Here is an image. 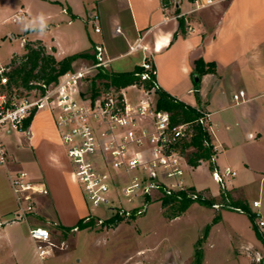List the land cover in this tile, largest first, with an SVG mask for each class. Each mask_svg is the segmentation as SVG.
<instances>
[{
    "label": "crops",
    "instance_id": "obj_1",
    "mask_svg": "<svg viewBox=\"0 0 264 264\" xmlns=\"http://www.w3.org/2000/svg\"><path fill=\"white\" fill-rule=\"evenodd\" d=\"M0 7L10 13L3 23L29 21L18 33L23 52L14 53L6 62L0 60V68L9 66L14 57L25 55L27 43H39L58 61L87 55L73 62V70L91 66L94 48L99 44L105 47L111 72L134 71L151 57L159 89L210 114L211 144L217 152L211 161H203L196 168L189 164L186 175L203 165L212 180L215 170L224 173L228 168L236 173L234 178H224L222 185L213 180L217 190L210 186L197 189L185 176L186 183L207 194L213 203L228 202L235 207L245 204L248 209L253 204L246 200L247 194L255 190L259 199L254 202H260V208L249 211L259 213L264 221V0H221L198 11H193L195 0H0ZM20 11L25 17L15 21ZM94 16L98 21H93ZM96 28L101 32L96 33ZM11 38L16 39L14 34ZM141 40L148 51L130 53ZM132 56V61L121 63ZM199 60L214 64V72L199 73ZM241 92L246 101L237 105L233 96ZM137 98L138 93L129 97L132 102ZM2 140L10 162L0 166V223L14 224L10 222L18 210L9 175L26 171L32 181L44 183L48 189V194L37 199L36 214L27 219L29 228L47 226L59 247L49 258L66 259L69 255L60 254H69L73 242L68 238L57 243L54 236L79 232L69 229L89 213L81 206V193L73 187L72 166L55 115L41 111L24 133H3ZM215 212L219 213L215 223L222 224V211ZM39 220L43 225L35 223ZM258 229L264 234V227ZM230 232L241 242L237 256L250 260L256 253L255 246L239 232ZM15 243L13 233L0 228V261ZM33 257L42 264L47 260L38 258L35 244ZM17 259L16 264H33L20 253ZM193 263L189 260L185 264Z\"/></svg>",
    "mask_w": 264,
    "mask_h": 264
},
{
    "label": "built area",
    "instance_id": "obj_2",
    "mask_svg": "<svg viewBox=\"0 0 264 264\" xmlns=\"http://www.w3.org/2000/svg\"><path fill=\"white\" fill-rule=\"evenodd\" d=\"M220 1L195 0L193 11ZM24 17V12L20 11L14 20L21 21ZM98 19L94 16L93 21ZM95 32L101 30L96 28ZM142 40L130 48V53L148 51ZM94 56L95 61L89 67L72 70L50 84L32 80L29 88L12 82V67L0 68V166H7L10 162L2 140L3 133H24L25 122L32 115L49 111L55 115L60 139L74 164L73 180L83 186L92 210L105 208L111 212L107 218L95 214L88 216L84 223L94 219L95 225L101 226L112 218L122 221L139 219L155 202L210 201L207 194L186 183L188 155L194 148L184 149L192 142L196 125L210 135V114L198 110L201 116L195 122L176 123L171 113L158 109L159 84L151 57L145 59L140 73V81L148 82L149 88L135 84L120 90L110 87L98 90L97 94H88L84 85L93 81L101 70H108L110 62L103 45L95 46ZM129 89L139 94L137 100L132 102L129 99ZM245 98L243 92L233 96L237 105L245 102ZM213 152L215 156V146ZM235 176L236 173L228 168L224 173L212 172L213 180L220 185L224 178ZM9 178L18 201V210L10 223L27 220L36 214L37 199L48 194V189L44 183L32 181L23 170L10 173ZM211 207L244 213L242 208L228 202L213 203ZM259 208L260 202H254L253 209ZM255 219L257 226L263 228L264 221L259 213L255 214ZM4 224L7 223H0V226ZM77 230V227L73 229ZM29 236L41 261L59 248L47 227H31ZM262 260L263 257L259 256L258 264Z\"/></svg>",
    "mask_w": 264,
    "mask_h": 264
},
{
    "label": "rangeland",
    "instance_id": "obj_3",
    "mask_svg": "<svg viewBox=\"0 0 264 264\" xmlns=\"http://www.w3.org/2000/svg\"><path fill=\"white\" fill-rule=\"evenodd\" d=\"M9 16V12L4 13L0 10V60L2 62L8 61L14 53L23 52L21 37L18 33L29 23V21L13 22L12 20L3 23V20ZM11 34L15 35V40L11 38ZM132 60L133 56L121 63ZM103 89L105 87L99 81L96 89L93 88L92 81L84 85V90L88 94ZM128 95L134 97L135 91L130 90ZM70 163L74 171V164L72 161ZM186 180L197 189L210 186L212 190H217V185L210 178L206 165L187 172ZM70 181L72 183V179ZM73 185L82 195L81 206L85 211L88 210V216L93 214L104 218L111 216V212L105 208L92 210L83 186L76 182ZM256 199H259L257 191L252 190L247 194L246 200L251 204ZM246 208L249 207L246 206ZM221 211L222 224L215 223L219 213H216L212 207L199 203H194L189 211L174 219V212L170 205L166 206L165 202L163 204L155 202L145 217L122 221L115 228L107 225H93L77 233L69 231L68 236L65 237L55 235L57 243L69 238L74 247H71L69 254H60V256L69 255L66 259L48 258L44 264H185L189 260L196 264L197 254L201 257V264H258L259 256L263 257L261 264H264V245L259 240L247 212L238 213L227 209ZM29 223V220H23L10 226L7 224L0 226L11 231L16 239L15 245L10 251L5 252L6 256L2 257L0 264H16L19 262L18 253L23 254L33 264H42L33 257L34 244L29 236ZM35 223L43 225L40 220ZM56 225L54 227L58 229ZM230 231L239 232L238 235L255 246L256 253L250 256V260L248 257L237 256L236 249L241 246V242Z\"/></svg>",
    "mask_w": 264,
    "mask_h": 264
},
{
    "label": "trees",
    "instance_id": "obj_4",
    "mask_svg": "<svg viewBox=\"0 0 264 264\" xmlns=\"http://www.w3.org/2000/svg\"><path fill=\"white\" fill-rule=\"evenodd\" d=\"M86 57L87 55H75L72 57L65 58L61 61H58L53 55L48 54L46 49L41 46L39 43H27L26 44V54L20 57H14L10 63L12 71L10 73V78L12 82L20 86L29 88V83L32 80H42L47 84L58 81V79L73 70V62L79 57ZM196 67L199 73H213L214 64H206L203 60L196 62ZM142 72L141 67L135 68L131 72L116 73L108 70H101L99 74L92 81L93 88L96 89L97 82H102L105 89L114 87L118 90L128 88L135 84H143L146 88L150 87L148 82L140 81V73ZM98 90H95L97 94ZM157 107L160 110L167 111L172 114L173 121L176 123H185V122H195L201 116L198 109L187 105L169 93L158 89L157 91ZM34 119L32 115L26 122L25 128H28ZM195 136L190 144L184 146V149L189 147L194 148V151L188 155L189 164L192 167H198L203 161H211L214 155L213 146L211 145V137L209 133L204 131V129L196 125L194 127ZM224 198V195H222ZM213 200L199 202V204L212 206ZM194 204L192 201H181L179 203L170 204L168 201H165V205H170L171 210L174 212V217L177 218L182 215L190 206ZM240 208L247 212L249 215L253 227L257 232L259 240L262 241L264 245V234L259 231L256 225L255 215L252 214L245 204H239ZM238 206V207H239ZM217 216L215 220H218ZM122 222L121 219L112 218L107 221L104 225L109 227H117ZM95 225V221L92 220L88 223L80 221L76 226L78 230L86 229ZM75 227V228H76ZM73 230V228L69 229ZM196 264H201V257L199 254L196 255Z\"/></svg>",
    "mask_w": 264,
    "mask_h": 264
}]
</instances>
